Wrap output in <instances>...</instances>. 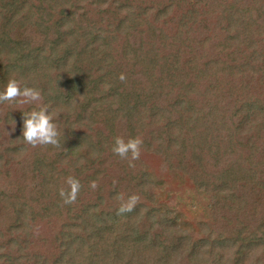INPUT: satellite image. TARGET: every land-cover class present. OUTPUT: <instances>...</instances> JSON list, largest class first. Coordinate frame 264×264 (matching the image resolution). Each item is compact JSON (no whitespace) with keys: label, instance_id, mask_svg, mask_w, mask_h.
Segmentation results:
<instances>
[{"label":"trees","instance_id":"trees-1","mask_svg":"<svg viewBox=\"0 0 264 264\" xmlns=\"http://www.w3.org/2000/svg\"><path fill=\"white\" fill-rule=\"evenodd\" d=\"M12 76L42 101L0 104V264H264V0H0ZM39 104L59 147L21 137ZM136 136L130 167L112 147ZM161 170L205 220L165 201Z\"/></svg>","mask_w":264,"mask_h":264},{"label":"clouds","instance_id":"clouds-1","mask_svg":"<svg viewBox=\"0 0 264 264\" xmlns=\"http://www.w3.org/2000/svg\"><path fill=\"white\" fill-rule=\"evenodd\" d=\"M120 80H125L126 76L121 73ZM42 101V91L38 87L29 86L23 83L15 76L10 77L7 82L0 88V104L5 102L17 103L23 105H33ZM22 111V110H21ZM56 117L50 111L49 106L39 104V106L31 110L22 111V132L23 141L33 147L37 145H53L60 146V137L65 135V129L61 130L57 125ZM12 125L15 130L16 121ZM8 131V130H7ZM9 134V131H8ZM143 140L141 137H131L127 141L122 137H116L112 151L121 158H129V166L134 167L133 161L138 160L141 154V146ZM67 190L61 188L59 195L63 199L64 204H72L76 201L78 193L81 189L80 181L72 176L67 177ZM90 186L96 188V182H91ZM118 209V214L132 212L138 203L140 197L136 194L129 195L126 200L123 197Z\"/></svg>","mask_w":264,"mask_h":264},{"label":"rangeland","instance_id":"rangeland-1","mask_svg":"<svg viewBox=\"0 0 264 264\" xmlns=\"http://www.w3.org/2000/svg\"><path fill=\"white\" fill-rule=\"evenodd\" d=\"M159 177L164 180L163 198L169 205L175 207L183 216L191 220L194 226L207 218L205 217L207 200L197 192L191 181L184 178L180 173L173 175L165 170H161Z\"/></svg>","mask_w":264,"mask_h":264}]
</instances>
